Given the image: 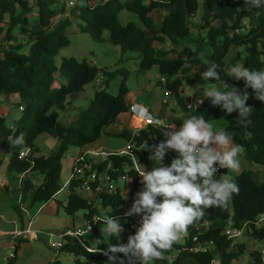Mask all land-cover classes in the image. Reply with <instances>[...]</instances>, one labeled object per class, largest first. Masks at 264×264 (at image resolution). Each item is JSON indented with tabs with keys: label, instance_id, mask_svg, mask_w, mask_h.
<instances>
[{
	"label": "trees",
	"instance_id": "trees-1",
	"mask_svg": "<svg viewBox=\"0 0 264 264\" xmlns=\"http://www.w3.org/2000/svg\"><path fill=\"white\" fill-rule=\"evenodd\" d=\"M91 1L93 3L87 4L77 0L70 9V15L63 16L56 6L61 0H0V96L17 94L21 100L19 105L23 106L12 127L0 116V166L6 155L8 172H36L42 176V182L37 187L28 178L22 180L19 197L26 208L53 200L61 190V159L70 147L95 143L118 115L129 109L125 102L128 70L122 68L123 75L116 94L106 88L96 90L88 106L77 113L74 121L69 124L59 121L57 108L65 107L69 94L82 91L99 74L107 82L119 70L115 67L111 73L85 59L77 61L73 57H64L58 66L55 64L54 56L68 44L66 29L73 17L81 21L80 30L88 33L93 40H102L106 30L109 42L119 46L121 53L138 52L139 69L156 68L164 78L165 89L173 94L181 110L180 115L171 121L166 120L167 126L155 128L148 125L135 132L123 129L117 135L133 145L136 160L145 171L160 166V162L149 160L150 153L144 151V147L160 143L168 125L174 124L179 130L184 120L201 115L207 123L222 119L224 125L220 131H227L233 138V144L243 146L239 157L264 166V102L254 99L251 88L247 89L249 99L246 104L254 110L249 117L251 124L247 126L237 122L238 113L226 114L213 106L209 99L199 106L194 103L188 107L186 96L181 95V87L185 85L193 90V99L204 97V90L198 86L197 80L201 74L196 71H206L211 63L219 66L217 71L221 79L238 84L243 93L244 81H236L225 74L240 59L242 66L264 70V7L244 9V0H201V3L198 0ZM121 10L135 13L140 25L133 22L120 24L117 14ZM155 10L164 12L159 23L152 16ZM197 12L200 13L198 25L192 22ZM31 15H36V18L30 20ZM201 31L205 34L201 35ZM18 35L25 36L26 41L20 42ZM239 48L244 52L243 57ZM171 54L176 56L170 57ZM55 72L65 79V83L58 88H52ZM158 83L162 84L161 81ZM21 132L25 133L26 145L11 147L8 138H15ZM43 133L58 140L55 149L47 155L40 154L35 144L36 138ZM26 149L29 152L20 158V152ZM177 155L169 151L163 164L170 165ZM93 167L99 171L106 170L112 179L126 175L132 181L128 198L133 203L140 177L129 156L110 154ZM229 172L220 169L216 178ZM230 181L236 183L240 191L238 195L233 194L227 210L208 209L202 219L189 226L183 241L175 242L164 254V259L153 260L149 264H213L215 253L220 264H233L246 249L245 244L234 243L223 233L226 227H246L245 235L254 241H264V226L257 228L251 224L259 214L264 213V180L257 182L252 170L244 169ZM78 184L75 179L68 183L69 193L63 210L67 215L83 210L84 219L91 222L92 231L98 237V245L89 251L87 248L90 245L86 241L66 235L59 251L73 255L74 264H128L123 253L107 251L109 245L119 244L122 236L117 240L106 235L104 219L101 218L102 211L106 217L118 216L122 226L131 230L129 235L135 234L136 230L131 228L133 217H121L120 214L125 204L120 187L115 193L98 191L93 199H87L75 192ZM160 199L158 197V201ZM20 204L14 203L13 209L21 219L23 211ZM93 217L96 219L93 220ZM202 243H212V249L194 250ZM52 264L61 263L56 259ZM247 264H264L259 250L249 252Z\"/></svg>",
	"mask_w": 264,
	"mask_h": 264
},
{
	"label": "clouds",
	"instance_id": "clouds-1",
	"mask_svg": "<svg viewBox=\"0 0 264 264\" xmlns=\"http://www.w3.org/2000/svg\"><path fill=\"white\" fill-rule=\"evenodd\" d=\"M261 7H264V0H244V9ZM218 67L211 63L201 73V78L204 81H221L222 86L230 90L206 89L198 103L209 99L213 106L226 114L238 113V123L250 125L249 117L254 108L246 104L249 99L247 89L254 91V99L264 102V70L241 65L228 69L226 76L244 81L245 90L241 94L239 89L221 79ZM139 112L142 115L145 109L139 107ZM163 136L160 143L144 147L143 150L150 153L149 160H158L160 166L138 174L142 188L136 192L130 209L124 213L125 217L139 216V227L135 234L128 236L126 244L109 245L107 250L123 253L128 264H149L150 261L164 259V254L173 244L187 235L189 226L202 219L208 209L227 210L233 194L238 195L240 191L239 186L224 174L216 178L220 169L238 172L240 167L237 157L243 146L233 144V138L227 131L214 134L211 125L201 115L184 120L179 130L173 124ZM8 142L13 148H22L26 145L25 133L21 132L15 138L10 136ZM169 151L178 155L170 165H164ZM20 154L23 156V151ZM158 197L161 198L159 201ZM104 223V230L119 240L124 232L120 217H106Z\"/></svg>",
	"mask_w": 264,
	"mask_h": 264
},
{
	"label": "rangeland",
	"instance_id": "rangeland-1",
	"mask_svg": "<svg viewBox=\"0 0 264 264\" xmlns=\"http://www.w3.org/2000/svg\"><path fill=\"white\" fill-rule=\"evenodd\" d=\"M68 1L69 0H61V3L56 5L57 7H59V9H61L63 16L64 15L65 16L70 15V13H69L70 9L73 7V6H68V4H67ZM198 1H199V3H201V0H198ZM163 15H164L163 11H160V10H155L152 12V16L155 18L156 23L160 22V19ZM32 18L33 19L36 18V15L30 16V20ZM117 19H118L119 23L122 25L126 24L127 22H133L137 25H140V21H139L138 17L136 16V14L133 12L127 11V10H121L117 14ZM192 22L196 23L197 25L199 24V22H200V13L199 12H197L195 14ZM80 24H81V21L78 18L73 17L71 19V25L66 29V34L68 37V44L66 46L62 47L59 50V52L54 56L55 64L58 66L60 64L62 58H64V57H73L77 61H81V60L85 59L87 62L91 63L92 65H95L98 68L107 69L111 73L114 72V67L119 68V70L115 71L107 79V82L103 81L100 85L95 84V81L98 78H100V74L97 75V77L94 81L86 84L83 87L82 92H84V94H85L84 96H78V97L72 98L71 97L72 95H69L68 100L69 99L73 100V102H71V101L67 102V104L70 106H67L65 108V110L57 108V111L59 113V121L62 124H69L70 121L71 122L74 121L77 117V112H79L80 110H82L88 106V104L90 103L91 99L93 98L94 92L96 90L106 88V90L108 92H110L112 94H116L117 89H118V84L120 83V81L122 79V75H123L122 72L120 71V69L122 70V68H125L126 71L128 70V77L126 80V85L128 86V88L133 89V88H136V86H137V83H135L136 82V75H135L134 71H135V68L137 66L139 53L135 52V51H126L124 53H121L119 46L113 45L112 43L109 42V40H108L109 32L106 30L102 34V40H100V41L93 40L88 33L82 32L80 30V27H79ZM245 24H247L246 20H245ZM194 32H196V31H194ZM200 34L204 35L205 31H201ZM17 38L21 42L22 35H18ZM23 41H26V37L25 38L23 37ZM238 50L241 52V57H243V55H244L243 50L240 48ZM179 53L182 54L181 51H179ZM169 56L175 57L176 55L171 54ZM236 65L242 66L241 59L237 60ZM196 73L201 74V72H199V70H197ZM53 77H54V80L52 83V88H58L61 83H65V79L60 78L57 72L54 73ZM199 77L200 78H197L198 84L203 85L201 87L203 88L204 92L206 89H211L213 87H216L219 91L224 90V89H226L227 91L230 90V89L224 88L222 86L221 81L215 82V83H210L207 80L204 81L201 78V76H199ZM105 79L106 78H104V80ZM224 79L225 78H223L222 80H224ZM227 83L240 90V86L238 84L230 83V82H227ZM158 87L161 88L160 89L161 91L162 90L164 91V89H165L164 83ZM165 91H166V89H165ZM75 94H73V95H75ZM181 95H185V96L187 95L186 97L192 95L191 96L192 97L191 98V104L194 105L196 100L193 99V90L192 89L183 85L181 87ZM3 97H4V95H1L0 100H2ZM165 97H167V96H165ZM19 104L20 103H16V101H13V100L9 103H5L3 101H0V116H3L6 120V123L11 127L14 125V122L20 116L21 111L18 109ZM163 106L164 107L167 106L168 112H171L172 117L169 119H172L173 116L175 117V114H174L175 110L172 109V108H174L172 103H169V105L167 103H164ZM177 108L179 109V107H177ZM66 112L69 113L70 117H72L71 120H69L68 118L65 117L64 114ZM151 113L154 116H157V114L154 111H152ZM209 124L211 125V128H214L213 130H215L217 132V131H219L218 129H221L223 127L224 121L222 119L213 120ZM135 126L138 127L140 125H135ZM117 137H119V136H117ZM117 137H115V138H117ZM45 138H46V135L42 134V135H39L35 140L36 143L41 146L42 150H40V154L41 153L48 154L51 152V150H49L48 147L46 146V144L44 143ZM51 140L53 141V143H55L54 138H51ZM117 140L123 141L124 139L122 137H120ZM56 145H57V142H56ZM75 149H76L75 146L71 147L70 153L72 151H75ZM66 153L68 154V152H66ZM237 159L239 160V163H240L239 171L237 172V171L230 170V172L225 176V178H227L228 180H231L240 171H242L244 169H251L253 172V175H254V179L257 182H261L262 180H264V166H261L259 164H255V163H249V162L243 160L242 158H240L239 156L237 157ZM6 162H7V156L5 155L3 158V163L1 165L0 171L5 169ZM14 174L15 173H13V175ZM66 176H67V172H66L65 166H64V168L62 169V172L60 174V183L62 185L65 184ZM117 186L120 187L122 194H123V197L125 198V204L121 210V217H125L124 213L127 212L132 205V202L128 198V193L132 187V181L129 178L126 181H118ZM141 188H142V185L140 184V186L137 188L136 192H138ZM67 190H68L67 187L64 186L63 189H61V191L57 195V197L63 201L66 200V191ZM136 192H135V194H136ZM15 197L11 196V198L10 197L8 198L7 194H5V192H1L0 193V203H2L3 206H5V202H6L5 199L7 198L8 201L10 202V208L9 209L11 210V209H13L12 204L16 203ZM134 199H135V196H134ZM17 203H18V201H17ZM60 210H61V208H60ZM104 213L105 212L102 211L101 218H103L105 220L106 215ZM83 214H84L83 210L77 211L75 213V216H74L75 217L74 218L75 219V222H74L75 227H72L70 220L68 219L66 214H64V212H62V211H60V214L55 219H50L48 217H45L46 219L45 218L43 219V223L47 225V229H43V230L56 232L57 230L66 228V226H67V228H69L71 230H73V229L80 230L84 226V223L82 220ZM34 226L35 225H33V227ZM105 227H106V224H105ZM129 231L131 232V230H127L124 228V232L121 234L122 239H121L120 243L127 242V238L130 234ZM92 233H93V231L90 232V234H92ZM105 233L107 235H110L109 233H107V231H105ZM38 237L41 238V243L47 251L50 250L56 254L57 253L56 250H58L59 255L62 256L61 257L62 264H74V257L71 254H68V253L64 254L63 252H60L59 249L50 248V246L48 244L49 237L47 235L39 233ZM183 238H184V236L178 242H182ZM43 240L47 242V245H48L47 247L45 246V244H43L44 243ZM51 240L61 241V239L56 237V236L51 237ZM86 241L90 245L89 247L91 249H96V247L98 245V243H96L97 241L95 242V245L92 244L89 240H86ZM233 241H234V243H237V244H240V243L245 244V249H246L245 253L237 261H235L233 264H247L248 254L252 249L261 250L262 248H264V241H254L249 237H245L244 235L236 237L235 239H233ZM253 241H254V243H252ZM45 249H44V251L46 253ZM0 264H6L5 260L1 256H0Z\"/></svg>",
	"mask_w": 264,
	"mask_h": 264
},
{
	"label": "crops",
	"instance_id": "crops-1",
	"mask_svg": "<svg viewBox=\"0 0 264 264\" xmlns=\"http://www.w3.org/2000/svg\"><path fill=\"white\" fill-rule=\"evenodd\" d=\"M23 37L25 38V36H22V39H21L22 42H24ZM134 73L136 75L135 83H137V86L136 88H133V89L128 88V93L125 96V102L127 103L128 106L136 105L138 108L143 107L147 111V113L151 114L153 117L160 118L162 120L168 119L169 121H171V119H169L172 117L171 112H168L167 106L164 107L163 104L167 103L169 105V103H172V105L174 106V108L172 109L175 110V113H174L175 116H178L181 114V110H179L180 108L179 109L177 108L178 106L174 100V97L173 96L165 97L164 96L165 89L164 91L163 90L161 91L160 90L161 88L158 87L160 86L158 81H161L164 83V78H161L156 68H151L150 70H146V71L140 70L138 67V61H137V66L135 68ZM75 93H71L69 95H72L71 96L72 98L85 95L84 92L82 91L75 92ZM68 96L66 99L65 107L62 110H65L67 106H70L67 104V102L69 101L73 102L72 99L68 100ZM12 100L16 101V103L21 104V100L17 94H11L9 96H4L3 99L0 101L9 103ZM198 100H196L195 103H197ZM174 103L176 105H174ZM152 111H154L157 114V116H154L151 113ZM64 115L69 120L72 119L69 113L66 112ZM135 125H140V126L136 127ZM166 126H167V121H166ZM170 126L171 125H168V127ZM143 127H144L143 118L137 115L136 113H132L128 109V111L123 112L118 115L117 120L106 128L105 133H103L101 137L95 143L86 145L84 147H75L76 148L75 151H72L71 153H70V148H71L70 147L66 151L68 152V154L65 153V155L61 159V172L64 166L67 172L65 184L62 185L61 189H63L64 186H66L68 189L67 180H68V177L71 171V166L73 165V162L77 158V156L80 155V153H84V152L91 151V150H99V151H103L106 153L119 152L123 150L126 147V145H128V142L124 138H123L124 139L123 141L122 140L118 141L117 139L120 137H117V135L121 133L123 129H129L135 132L136 130H138V128L140 129ZM213 129L214 128H212V131L214 134L220 131V129H218L219 131L216 132ZM45 135H46V138L44 139V143L46 144L48 149L51 150L52 152L57 146L56 142L58 144V140L54 138L55 143H53V141L51 140V138L53 137H51L48 134H45ZM35 144L39 147L40 150H42L41 146L37 144L36 141H35ZM43 155H47V154H43ZM24 178L30 179L34 187H37L42 182V176L36 172H26V173H21V174L15 173L13 175V173L8 172L6 170V166H5V169L0 171V193L5 192L8 198L9 197L11 198V196L13 197L16 196L15 198H16V203H17L18 198H19L20 188L22 186V180ZM59 192L54 196L53 200L46 202V203H37L29 208H26L25 204H22L20 202L21 203L20 207L22 208V211H25L28 214V222H29L28 228L30 230L44 231L43 229H47V225L43 223V219L45 217H48L50 219H55L60 214V211L64 212L63 206L66 200L63 201L57 197ZM68 193L69 191L67 190L66 198H67ZM5 200H6L5 206H3L2 203H0V256L3 257V259L5 260V263L6 264H52L53 261L57 259L62 264L61 262L62 256L59 255L58 250H56L57 251L56 254L50 250L47 251L45 247L42 245L40 237L37 236L36 238L29 239V238H23L22 236L19 237V236L12 235L14 231L24 230L25 228L23 227L22 217L20 219L14 209L10 210L9 209L10 202L8 201L7 198ZM12 208H13V204H12ZM64 214L66 213L64 212ZM66 216L70 220L72 227H75V223H74L75 214L74 215L66 214ZM82 220L84 223V220H85L84 217L82 218ZM33 225L35 226L33 227ZM73 230H76V229H73ZM73 230L67 228L66 226V228L60 229L57 231H73ZM83 240L84 241L89 240L92 244L95 245V242L96 241L98 242V237L94 233L90 234V232H87L84 234ZM43 242H44L43 244H45V246L47 247L48 246L47 242L44 240ZM44 249L46 250V253Z\"/></svg>",
	"mask_w": 264,
	"mask_h": 264
},
{
	"label": "built area",
	"instance_id": "built-area-1",
	"mask_svg": "<svg viewBox=\"0 0 264 264\" xmlns=\"http://www.w3.org/2000/svg\"><path fill=\"white\" fill-rule=\"evenodd\" d=\"M76 1L77 0H69L67 4H68V6H74ZM82 2L87 3V4L93 3L91 0H82ZM102 81H103V78H102V76H100V78H98L95 81V84L100 85L102 83ZM164 95L165 96H173V94L168 89H166V91L164 92ZM174 105H176V104L174 103ZM18 109L21 111L23 109V106L19 105ZM129 110L132 113H136L137 115H139L143 118L144 127L148 126V125H151L155 128L165 126V125H163L162 119L153 117L151 114L147 113L146 110L141 115L139 112V108L136 105L129 106ZM154 121H158V123H156ZM28 152H29V150H27V149L23 150V156H21V154H19V157L20 158L24 157L25 155H27ZM115 153L120 154V155L129 156L133 161V168L137 171L138 174L141 171H145L138 164V162L136 160V157H135V154L133 151V145L128 143V145H126V147L119 152L106 153V152L99 151V150H91V151H87L84 153H80V155L77 156V158L73 162V165L71 166V171H70V174H69V177L67 180V185L71 180H74V179L78 180L79 184L75 187V192L78 195L85 197L87 199H91L92 197H94L95 193L98 191H103L104 193H107V194L115 193V191L118 187L117 182L118 181H126L128 179V177L126 175H123V176H120L118 179H112L106 170L99 171L97 168L93 167L94 164H97V163L103 161L104 159H106L108 155L115 154ZM140 179H141V177H140ZM18 203L20 204V197L18 199ZM95 219H96V217H93V220H95ZM139 220H140L139 216H133V222L131 225L132 229L136 230L139 227ZM251 224L257 228L264 226V213L259 214L256 217V219L253 222H251ZM245 228L235 229V228H231V227H226L224 229L223 233L231 239H235L236 237H239L242 235H244L245 237H248L247 235H245ZM87 232H92L91 222L84 220V226L80 230L76 229L73 231H56V232H53V231H42V230H30L29 228H27V229L20 230V231H14L12 233V235L19 236V237L22 236L23 238L33 239V238H36L39 235V233L45 234L49 237L48 244H49L50 248L60 249L63 245V242H64L63 241L64 236L68 235V236L76 237L77 239L83 240V236ZM53 236L60 238L61 241L51 240V237H53ZM211 249H212V243L198 244L194 248V250H202V251L211 250ZM87 250L93 251V249H91V248H87ZM259 251H260L261 259L264 262V248H262ZM215 255L216 256L213 259L212 263L213 264H220L219 259H218V255L216 253H215Z\"/></svg>",
	"mask_w": 264,
	"mask_h": 264
},
{
	"label": "water",
	"instance_id": "water-1",
	"mask_svg": "<svg viewBox=\"0 0 264 264\" xmlns=\"http://www.w3.org/2000/svg\"><path fill=\"white\" fill-rule=\"evenodd\" d=\"M185 100H186V103H187V105H188V107L191 105V97L190 96H188V97H186L185 98ZM201 103H198L197 102V105L199 106ZM163 125H165L166 126V120L164 119L163 120ZM22 219H23V227L25 228V229H27L28 228V214H27V212H25V211H23V213H22Z\"/></svg>",
	"mask_w": 264,
	"mask_h": 264
}]
</instances>
